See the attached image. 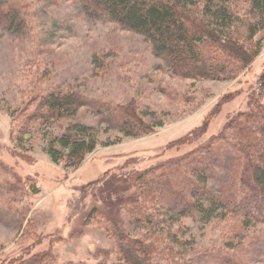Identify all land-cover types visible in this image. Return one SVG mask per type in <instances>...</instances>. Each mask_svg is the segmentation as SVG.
Returning a JSON list of instances; mask_svg holds the SVG:
<instances>
[{"label":"rangeland","instance_id":"obj_1","mask_svg":"<svg viewBox=\"0 0 264 264\" xmlns=\"http://www.w3.org/2000/svg\"><path fill=\"white\" fill-rule=\"evenodd\" d=\"M2 4L12 6L16 22L0 27V262L18 259L21 251L31 254L29 244H41L36 251L51 246L59 264L111 263L113 256L104 254L114 250L113 242L95 220L82 225L91 207L100 206V197L81 198L78 190L126 160L138 163V169L153 164L168 146L180 145L178 139L197 137L204 123L205 135L197 142L217 136L228 119L246 111L247 93L264 70V43L262 53L232 82L180 79L167 72L141 35L85 17L81 0H0ZM52 89H70L87 105L70 120L35 119L21 144L11 142L22 114H30L37 99ZM127 102L134 103L143 120L161 127L135 139L109 129L103 120L106 107ZM73 122L94 128L100 142L76 170L51 163L44 151ZM194 146L178 153L173 148L164 158ZM225 161L222 157V166L213 167L216 176L223 175ZM218 177L207 184L211 191L217 190ZM178 223L183 227L179 238L187 242L178 244L186 262L264 264L262 225L235 232L233 220L205 224L187 218Z\"/></svg>","mask_w":264,"mask_h":264},{"label":"trees","instance_id":"obj_2","mask_svg":"<svg viewBox=\"0 0 264 264\" xmlns=\"http://www.w3.org/2000/svg\"><path fill=\"white\" fill-rule=\"evenodd\" d=\"M81 1L85 17L111 21L144 37L154 56L176 78L232 82L263 51L264 0ZM12 14L11 5H0V27L15 24ZM86 105L70 89H52L37 99L30 114H22L24 123L16 135H9L10 141L21 144L35 119L70 120ZM109 106L103 120L123 138L146 136L161 127L160 122L155 126L143 120L132 102ZM207 126L202 124L192 140L175 141L180 144L173 147L177 153L195 144L181 155L165 159L173 149L168 146L154 157L153 164L141 169L132 159L126 160L113 172L106 171L95 184L78 190L81 198L100 197V206L91 207L82 225L95 220L113 242L114 250L104 254L113 256L108 264H191L179 252L178 244L187 243L179 238L183 227L178 221L182 219L198 218L205 224L233 220L235 232L245 231L251 224L264 226V70L247 93L246 111L228 119L217 136L198 143ZM97 135L92 127L67 123L44 151L51 163L62 162L65 168L76 170L100 146ZM222 157L227 165L218 177L212 169L222 166ZM214 177L219 178L218 187L211 191L207 184ZM40 245L29 244L31 254L21 251L18 259L0 264H59L51 246L36 251ZM225 247L234 250L233 244Z\"/></svg>","mask_w":264,"mask_h":264}]
</instances>
